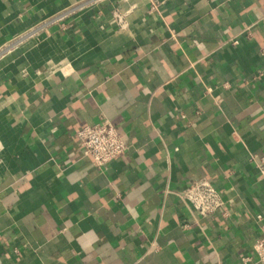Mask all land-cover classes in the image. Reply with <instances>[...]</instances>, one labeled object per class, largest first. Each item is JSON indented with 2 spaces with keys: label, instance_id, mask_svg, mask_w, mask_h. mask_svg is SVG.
Listing matches in <instances>:
<instances>
[{
  "label": "crops",
  "instance_id": "obj_1",
  "mask_svg": "<svg viewBox=\"0 0 264 264\" xmlns=\"http://www.w3.org/2000/svg\"><path fill=\"white\" fill-rule=\"evenodd\" d=\"M79 1L0 0V264H262L264 0L40 28ZM104 118L128 148L100 168L77 133ZM201 178L225 201L205 217L179 197Z\"/></svg>",
  "mask_w": 264,
  "mask_h": 264
},
{
  "label": "built area",
  "instance_id": "obj_2",
  "mask_svg": "<svg viewBox=\"0 0 264 264\" xmlns=\"http://www.w3.org/2000/svg\"><path fill=\"white\" fill-rule=\"evenodd\" d=\"M100 1L102 0H81L78 3L70 5L62 11L48 17L46 21L40 25V28L43 26L54 25L72 18L77 13L92 7ZM148 1L150 4V12L160 10L159 0ZM129 14V11L120 10H116L114 13L115 21L121 30L128 27ZM36 29L30 31V35H33ZM173 35L176 37L175 33H173ZM22 38L18 39V42L22 41ZM208 91L211 92V88H208ZM77 138L82 147L83 153L91 156L93 163L100 168L105 167L111 161L121 157L128 148V145L124 141L117 127L107 118H104L102 121L94 125L84 126L78 131ZM256 161L259 163L261 172L264 173V156H261ZM179 197L189 208L194 210L195 213L204 217L216 213L221 207H223L225 202L219 189L206 178H201L190 183L179 192ZM254 251L258 257V261L264 264V233L254 244Z\"/></svg>",
  "mask_w": 264,
  "mask_h": 264
}]
</instances>
